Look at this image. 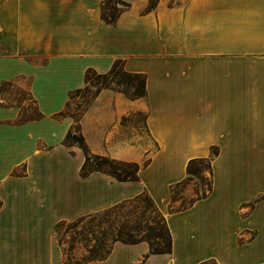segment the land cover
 I'll list each match as a JSON object with an SVG mask.
<instances>
[{
  "label": "crops",
  "instance_id": "crops-1",
  "mask_svg": "<svg viewBox=\"0 0 264 264\" xmlns=\"http://www.w3.org/2000/svg\"><path fill=\"white\" fill-rule=\"evenodd\" d=\"M104 1L0 0V85L29 80L44 114L13 124L19 107L0 104V264H66L57 222L145 191L166 216L171 253L117 242L88 264H264V44L240 40L241 26L248 37L264 30V0H124L114 24L102 17ZM117 60L146 74L147 95L103 89L80 129L95 154L148 161L134 181L81 176L83 150L64 143L75 119L56 117L89 69L107 73ZM138 113L154 149L127 133L125 119ZM197 158H212L213 189L171 212V186Z\"/></svg>",
  "mask_w": 264,
  "mask_h": 264
},
{
  "label": "trees",
  "instance_id": "trees-1",
  "mask_svg": "<svg viewBox=\"0 0 264 264\" xmlns=\"http://www.w3.org/2000/svg\"><path fill=\"white\" fill-rule=\"evenodd\" d=\"M108 1L111 0H105L101 4L102 17L108 23L114 24L117 21L121 11L129 7L130 4L124 0H116L118 3L123 5V8H118L116 6L115 8H109L107 11L106 9ZM156 2L157 0L152 2V4L155 5ZM93 78L98 80V82H96L97 84H95V86H97V91L93 94L92 98L86 100L84 107L79 110V114L70 113V101L73 99L76 93H79L83 90L89 92V83ZM6 83H10V81H3L2 85H0V90ZM106 88H112L121 91L132 99L142 98L147 95V76L144 73H132L127 71L122 60H117L112 69L107 73H98L93 69H89L86 74L85 87L73 91L70 94V99L66 108L56 114V117L72 116L76 122V126L68 132L64 143L68 146H73L75 143H77V145L83 150L85 154V162L81 168V176L86 177L93 172L99 171L107 173L120 181L139 180V171L142 168L140 167V164L136 162L120 161L106 155L93 153L81 132L80 120L83 114L91 106L97 95ZM32 99L37 103L33 96ZM38 112V117L20 121L16 124H22L31 120L42 118L44 114L39 110V108ZM218 153V148H214L212 151V157ZM211 159L212 158H197L189 161L187 166L188 176L185 181L171 186V200L172 203L175 200V189L187 181L192 180L194 176L202 173L203 171L201 168L197 166H202L207 161L210 165L211 174V183L209 185L208 191H206L202 196H199L191 201L189 205H182V207L178 209L171 207V212L185 210L192 206L197 200L207 197L211 193L213 189V171ZM147 163L148 161H146L145 165H147ZM144 196H146L147 199L152 202L156 212L165 223L166 232L168 235V239L166 241L160 240L162 239L160 234L154 232L150 234L147 233L148 230L153 229V225L151 224L150 220L145 219L143 221V224L145 223V225L135 222V219L137 218L147 217L148 206H142L139 204ZM63 227H66L64 230V236L70 235L72 240V243L69 244L70 249H75V244L78 243L82 244L88 252V255L84 257L83 262L77 261L76 264H88L92 261L106 259L111 254L112 249L117 242L136 244L145 241L150 246L151 254L171 253L173 246L172 233L168 226L166 216L160 211L153 198L146 191L135 198L125 200L115 206L101 210L99 212L84 215L72 221L61 220L57 222L55 225V233L61 245H64V239L61 237V231ZM65 262L66 264H71L68 259H66ZM204 263L205 262H202L201 264Z\"/></svg>",
  "mask_w": 264,
  "mask_h": 264
},
{
  "label": "rangeland",
  "instance_id": "rangeland-1",
  "mask_svg": "<svg viewBox=\"0 0 264 264\" xmlns=\"http://www.w3.org/2000/svg\"><path fill=\"white\" fill-rule=\"evenodd\" d=\"M151 1L154 2L155 0ZM116 6L118 8H123V5L118 3L116 0L108 1L106 10L108 11L109 8H115ZM263 31V29L258 30L255 37H248L243 35V33H245V30H243L241 26V44H264V36L263 34H259V32L263 33ZM0 32H3L6 39L8 38L7 20L0 19ZM6 50L7 49L5 44L1 41L0 38V54L4 53ZM31 60L46 61V58H32ZM96 82H98V80L96 78H93L89 83V92L83 90L74 95L73 99L70 101V113L79 114V110L84 107L86 100L92 98L93 94L97 91V86H95V84H97ZM22 83L24 84L10 81V83L4 84L0 90V104H3L5 106L19 107L18 116L15 119L9 121L13 124L24 120H29L31 118H36L39 115L37 103L32 99L29 91V80H23ZM124 123L127 126V133L132 139L141 141L146 149H154V145L150 140L149 133L145 125V115L143 113H138L128 117L127 119H125ZM75 145H77V143H75ZM145 163H143L142 165L140 164V167L145 165ZM197 167H200L203 172L194 176L192 180L187 181L186 183L175 189V200L172 203V208L178 209L181 208L182 205H189L191 201L199 196H202L206 191H208L209 185L211 183L209 162L207 161L202 166ZM23 171L24 167L21 166L17 170H15V173H22ZM139 204L142 206H148V214L146 218L135 219V222L145 225V223L143 224V221L145 219L150 220L151 224L153 225V229L148 230L147 233L150 234L154 232L160 234L162 236V239L160 240L166 241L168 239V235L166 232L165 223L156 212L152 202H150V200H148L147 197L144 196ZM65 229L66 227H63L61 231V237L64 239V245L62 246L64 250L65 261L66 259H68L71 264H76L77 261L83 262V259L88 255V252L82 244L78 243L75 244V249L71 250L69 244L72 243V240L70 235L64 236ZM204 264L218 263L214 260H208L205 261Z\"/></svg>",
  "mask_w": 264,
  "mask_h": 264
}]
</instances>
